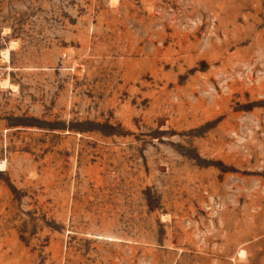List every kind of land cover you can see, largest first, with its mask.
Returning a JSON list of instances; mask_svg holds the SVG:
<instances>
[{"label":"rangeland","instance_id":"374dc122","mask_svg":"<svg viewBox=\"0 0 264 264\" xmlns=\"http://www.w3.org/2000/svg\"><path fill=\"white\" fill-rule=\"evenodd\" d=\"M0 264H264V0H0Z\"/></svg>","mask_w":264,"mask_h":264}]
</instances>
